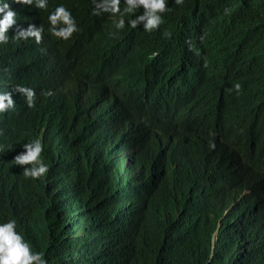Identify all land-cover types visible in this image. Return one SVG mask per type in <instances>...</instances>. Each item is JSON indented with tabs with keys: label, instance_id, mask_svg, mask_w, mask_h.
I'll use <instances>...</instances> for the list:
<instances>
[{
	"label": "clouds",
	"instance_id": "9594fccd",
	"mask_svg": "<svg viewBox=\"0 0 264 264\" xmlns=\"http://www.w3.org/2000/svg\"><path fill=\"white\" fill-rule=\"evenodd\" d=\"M254 23L224 0H0V264H264Z\"/></svg>",
	"mask_w": 264,
	"mask_h": 264
},
{
	"label": "trees",
	"instance_id": "16d2710c",
	"mask_svg": "<svg viewBox=\"0 0 264 264\" xmlns=\"http://www.w3.org/2000/svg\"><path fill=\"white\" fill-rule=\"evenodd\" d=\"M229 3L238 2L241 6V10L250 17L255 23L250 26L246 32L250 36V43L248 45V52L253 54H264V50L257 44H255L252 40V33L261 31L264 28V0H224ZM97 71L106 70L104 64H97L94 67ZM80 108L84 110V112L91 113L88 110L89 103L86 100H82L79 104ZM143 115L148 117L149 121H152L157 115L155 111H150L149 113H143ZM180 123L183 126L190 127L191 121L188 117L181 118ZM167 130L175 129V126L165 125ZM228 142L230 145L234 146V142L231 138H228ZM158 149H155L153 152H157Z\"/></svg>",
	"mask_w": 264,
	"mask_h": 264
},
{
	"label": "bare ground",
	"instance_id": "6f19581e",
	"mask_svg": "<svg viewBox=\"0 0 264 264\" xmlns=\"http://www.w3.org/2000/svg\"><path fill=\"white\" fill-rule=\"evenodd\" d=\"M101 126V125H100ZM105 140V139H104ZM128 144V143H127ZM130 145V144H129ZM105 163V162H104ZM100 170L102 169V168H99ZM97 172V171H96ZM98 173L99 172H97L96 173V175H98ZM95 179H96V184H98V187H99V189H96V186H93V189H91V190H95V191H92V193H98V191H100V189L103 187V183H102V178H100V177H95ZM94 179V180H95ZM88 190V189H87ZM72 202H74V201H72ZM193 202H195L196 203V199L195 200H193ZM82 224H85V226L86 225H88V223H82ZM118 239H120V237L118 238ZM247 240L248 241H251V228H249V234H248V237H247ZM230 243H232V241H229V245H230ZM222 259V258H221ZM71 262V264H74V262H75V260H73V261H69L68 262V264Z\"/></svg>",
	"mask_w": 264,
	"mask_h": 264
}]
</instances>
